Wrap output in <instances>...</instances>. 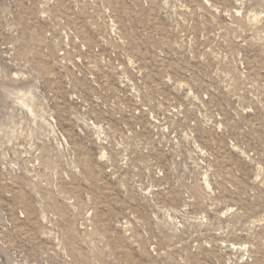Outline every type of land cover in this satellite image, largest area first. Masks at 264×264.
<instances>
[{
  "label": "rangeland",
  "instance_id": "374dc122",
  "mask_svg": "<svg viewBox=\"0 0 264 264\" xmlns=\"http://www.w3.org/2000/svg\"><path fill=\"white\" fill-rule=\"evenodd\" d=\"M0 264H264V0H0Z\"/></svg>",
  "mask_w": 264,
  "mask_h": 264
}]
</instances>
